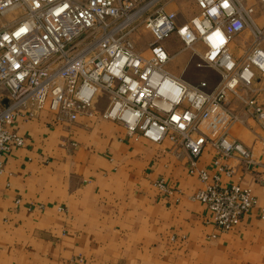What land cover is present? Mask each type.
Wrapping results in <instances>:
<instances>
[{"label": "built area", "instance_id": "1", "mask_svg": "<svg viewBox=\"0 0 264 264\" xmlns=\"http://www.w3.org/2000/svg\"><path fill=\"white\" fill-rule=\"evenodd\" d=\"M175 0H0V175L3 156L25 140L12 126L48 113L54 123L73 124L94 117L99 95L108 98L101 117L122 125L130 137L152 143L169 140L191 157V173L204 187L193 200L204 203L216 228L227 233L257 207L248 188L222 185L234 161L246 172L251 151L229 135L238 118L227 108L239 88L254 90L264 77V27L247 0H193L197 11L181 20L167 7ZM264 6V0H257ZM141 30L151 42L145 54L134 37ZM245 31L252 45L236 56L231 45ZM176 37L191 64L219 78L197 84L167 70L165 43ZM264 130V108L244 101ZM216 152V174L197 167L206 147ZM158 187L173 194L163 181ZM264 216V210H263Z\"/></svg>", "mask_w": 264, "mask_h": 264}, {"label": "crops", "instance_id": "2", "mask_svg": "<svg viewBox=\"0 0 264 264\" xmlns=\"http://www.w3.org/2000/svg\"><path fill=\"white\" fill-rule=\"evenodd\" d=\"M243 35L231 45L236 56ZM245 38L247 52L252 38ZM165 46L171 61L185 52L175 36ZM190 61L189 55L181 69L168 71L193 84L208 77ZM233 103L227 107L240 120L229 135L255 164L246 172L227 162L235 175H222V185L250 189L257 207L227 233L192 199L204 185L191 173L189 153L169 140L130 137L103 119L105 94L93 105L94 117L73 124L54 123L48 113L19 118L12 130L26 144L3 156L0 175V264H264V130ZM215 160L208 146L197 167L213 177ZM161 181L173 194L158 187Z\"/></svg>", "mask_w": 264, "mask_h": 264}, {"label": "rangeland", "instance_id": "3", "mask_svg": "<svg viewBox=\"0 0 264 264\" xmlns=\"http://www.w3.org/2000/svg\"><path fill=\"white\" fill-rule=\"evenodd\" d=\"M247 4L255 7L256 23L258 24L259 27H264V6L261 5L257 0H250V1L247 0ZM167 9L172 11V12H176L179 15V18L181 20L190 18L197 11L196 4L194 3L193 0H175L172 4H170L167 7ZM257 12H258V15H257ZM248 34H250L249 31H245L244 35L242 36L243 37L242 40L238 39V41L235 42L234 46H238V49L240 48V51H237L238 55H240V56L243 55V53L245 52V50L247 48L246 44L248 42H247V39L245 37L248 36ZM151 39L152 38H151L149 33L145 32L144 30H141L140 34H138L136 37H134V42L136 44L137 50L139 52L145 54L147 52L148 44L151 42ZM252 42H253V40H252ZM263 46H264V43H263ZM178 50H179V47H178ZM189 55L191 58V54L189 53V51L179 53L176 56V58L173 61H170V63L167 65V70H168V67L169 68L173 67L174 69H177V70L181 69L182 66L184 65L185 58ZM203 72L209 73L208 78L210 79L211 85H216L219 82V78L216 75H214L210 72H207V71H203ZM175 75L177 76L178 74H175ZM261 84H263V85L261 86ZM239 92H240L239 94H241V97L238 95H233V94L230 95V97L235 96L234 98L229 97L231 102L234 101V103H233L234 106H231V104H230L231 108L232 109L235 108L239 113H243V114L245 113L246 115H248L249 118L254 120L251 116H249V114L246 110V107L244 105V101L249 100L251 98H254V99L258 100V102L264 108V104L260 98L261 94H264V77L261 78V80L259 82L255 83L254 90L251 91V90H247V89L242 88L241 91H239ZM228 102H229V100H228ZM229 110L231 113H233L238 118V120H240L238 115L235 112H233V110H231V109H229Z\"/></svg>", "mask_w": 264, "mask_h": 264}]
</instances>
